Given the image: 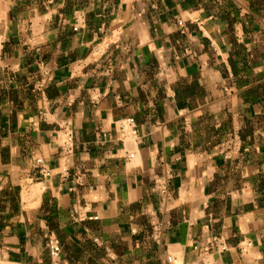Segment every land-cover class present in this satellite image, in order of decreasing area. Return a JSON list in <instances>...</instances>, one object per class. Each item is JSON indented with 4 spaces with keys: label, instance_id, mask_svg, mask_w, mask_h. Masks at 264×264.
<instances>
[{
    "label": "crops",
    "instance_id": "1",
    "mask_svg": "<svg viewBox=\"0 0 264 264\" xmlns=\"http://www.w3.org/2000/svg\"><path fill=\"white\" fill-rule=\"evenodd\" d=\"M0 33V264H264V0H0Z\"/></svg>",
    "mask_w": 264,
    "mask_h": 264
},
{
    "label": "built area",
    "instance_id": "2",
    "mask_svg": "<svg viewBox=\"0 0 264 264\" xmlns=\"http://www.w3.org/2000/svg\"><path fill=\"white\" fill-rule=\"evenodd\" d=\"M78 28L74 27V31H77ZM5 43L6 39L4 34L0 33V69L3 67V54L5 50ZM135 126V121L133 118H127L123 121L122 129H125V127L133 128ZM67 149H65V154L70 155L71 154V147L68 143H66ZM230 148L224 153L225 158H231L233 154H236L240 150V141L236 137L232 138L229 141ZM37 163L41 165L40 173L43 177H47L50 175L49 170L45 167L43 164V161L41 159H37ZM166 188L162 185L159 187V191L161 193L165 192ZM96 220L97 217H94ZM48 247L50 248V252L53 258H57L61 252V247L58 243V241L55 238L49 237L48 238ZM213 246L218 251H225L227 249L226 245L224 243H220L219 239H214Z\"/></svg>",
    "mask_w": 264,
    "mask_h": 264
}]
</instances>
